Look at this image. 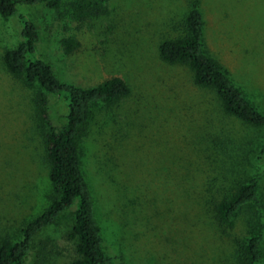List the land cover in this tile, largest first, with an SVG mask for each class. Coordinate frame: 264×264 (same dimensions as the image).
I'll list each match as a JSON object with an SVG mask.
<instances>
[{
    "label": "rangeland",
    "instance_id": "1",
    "mask_svg": "<svg viewBox=\"0 0 264 264\" xmlns=\"http://www.w3.org/2000/svg\"><path fill=\"white\" fill-rule=\"evenodd\" d=\"M191 1L107 0L83 11L77 0H62L56 11L17 7L38 28L36 58L61 82L86 89L118 76L130 89L118 103L95 104L79 135L106 252L125 264H237L236 241L253 208H243L228 229L214 205L249 177L259 178L264 205V126L227 115L186 66L159 58L162 41L184 35ZM197 2L206 53L264 114V0ZM67 38L80 45L70 55L61 44ZM19 41L17 21L0 16V239L13 241L55 197L44 135L48 121L57 125L67 114L62 99L46 94L45 120L39 85L5 69L3 54ZM72 227V211L65 212L37 235L25 264H70Z\"/></svg>",
    "mask_w": 264,
    "mask_h": 264
},
{
    "label": "trees",
    "instance_id": "2",
    "mask_svg": "<svg viewBox=\"0 0 264 264\" xmlns=\"http://www.w3.org/2000/svg\"><path fill=\"white\" fill-rule=\"evenodd\" d=\"M106 2L77 0L75 8L83 11L86 5H103ZM61 4L62 0H0V16L14 18L20 27V41L3 54L5 69L12 76L21 77L26 84L39 85L42 91L38 97L39 111L45 120L49 118L46 94L59 97L67 105L63 122L55 125L48 121L49 129L44 135V158L55 197L48 208L22 230L19 240L0 239V264H25L37 235L68 211H72V231L76 238V257L70 264H125L118 256H110L106 252L90 188L81 169L79 135L87 125L95 104L118 103L130 94V89L118 76L86 89L63 83L50 64L36 58L38 28L20 14L17 7L44 5L56 11ZM183 27V36L159 44L160 60L168 65L186 66L196 87L215 91L227 115L251 126H264V114L232 82L228 71L206 53L204 20L197 0L191 1ZM61 44L66 55L80 46L74 38L63 39ZM260 155H264V144ZM247 206L253 208V213L247 223L246 235L236 241L237 264H264V205L259 196L258 177L247 178L229 198L216 203L215 217L222 227L232 229L236 217Z\"/></svg>",
    "mask_w": 264,
    "mask_h": 264
}]
</instances>
